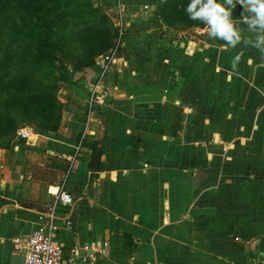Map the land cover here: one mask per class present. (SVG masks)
Returning <instances> with one entry per match:
<instances>
[{
  "label": "crops",
  "instance_id": "crops-1",
  "mask_svg": "<svg viewBox=\"0 0 264 264\" xmlns=\"http://www.w3.org/2000/svg\"><path fill=\"white\" fill-rule=\"evenodd\" d=\"M117 4L123 45L102 104L88 103L93 65L61 91L57 131L0 149V264H23L50 225L63 264L93 250L99 264H264V54L243 42L256 33L242 6L231 48L159 0Z\"/></svg>",
  "mask_w": 264,
  "mask_h": 264
},
{
  "label": "trees",
  "instance_id": "trees-1",
  "mask_svg": "<svg viewBox=\"0 0 264 264\" xmlns=\"http://www.w3.org/2000/svg\"><path fill=\"white\" fill-rule=\"evenodd\" d=\"M167 1L174 19L183 16L189 19L187 12H181L182 8L174 10V5L179 6L177 3L181 2ZM159 2L161 7L165 6L164 1ZM66 5L65 0H0L1 14L9 7L14 14L21 16L20 24L10 20L9 37L12 41L9 46L2 50L0 42V109H4L0 111V141H2L0 149H9L12 140L17 136L15 134L19 123L15 117L10 116L11 111L40 118L37 125L41 132H55L60 126L61 105L51 93L34 92L40 87L36 71L53 66L61 50L60 42L56 41L55 34L56 28L61 29L66 25V16L63 15V13L66 14ZM167 18L172 19L168 15ZM190 23L206 25L200 20L190 19ZM87 32L89 35L86 34ZM106 36L104 38V32H98L94 27L80 34L79 40L85 57L83 62L85 66L91 67L94 65L93 58L105 53L110 43L108 34ZM23 38L27 39L26 49L21 53L13 50V44H20ZM27 65L32 68L29 70ZM19 68L21 72L12 76V73ZM23 70L27 71L22 74ZM8 77L10 80L6 81ZM94 157L96 160L99 159V152L96 150L93 153V159Z\"/></svg>",
  "mask_w": 264,
  "mask_h": 264
},
{
  "label": "rangeland",
  "instance_id": "rangeland-1",
  "mask_svg": "<svg viewBox=\"0 0 264 264\" xmlns=\"http://www.w3.org/2000/svg\"><path fill=\"white\" fill-rule=\"evenodd\" d=\"M103 1L105 0H65L67 4L65 7L66 14L63 13V15L66 16V25L61 29L56 28L55 34L56 41L60 42L61 50L57 54L53 66L43 67L41 71H36V78L40 83V87L34 93H51L61 105L62 113L63 104L59 99V97H63L61 91L72 85V79L76 73H84L93 67V65L91 67H87L83 64L85 57L80 45V34L88 31L92 27H94L98 32L103 31L104 38L107 37L106 35L108 34L110 43L107 45L108 48L106 51L113 47L118 38L119 28L118 22L116 20L119 18V16L117 11L114 12L110 10V7L111 5L116 7L119 0H112V3H108L106 6ZM161 1L165 2L164 8L165 11H167L169 8L168 1ZM178 1L181 2L177 3L179 6L182 4L184 5L183 7L180 6V8H182L181 12H186V8L191 3V0ZM188 1L190 2L189 4L186 3ZM204 2L206 3L207 0H204ZM179 6L174 5V9H177ZM9 15L11 17L8 18ZM169 16L175 21L172 13H170ZM11 19L14 20L15 23L20 24L21 16L20 14H14L12 9L9 7L8 10H6L3 14L0 13V42L2 50L9 46L10 42L12 41V39L9 37V26L11 25ZM178 20H181V22L184 21L187 24L190 23V19L184 16L182 18L179 17ZM173 23L177 25L175 22ZM86 34L89 35V32ZM21 41L22 42L20 44H13V50H17L19 53L26 49L25 44L27 43V39L23 38ZM98 56L99 55H96L93 58V61ZM27 68L30 70L32 67L27 65ZM26 71L27 70H23L22 74ZM20 72L21 70L19 68L17 71L12 73V76H15ZM8 80H10V77L6 79V81ZM3 97L4 96H2V98ZM0 111H4V109L1 108ZM10 116L13 118L15 117L19 123L15 136L22 128H30L34 131L41 132L37 125V121H39L40 118L30 115H21L20 113L13 111L10 112Z\"/></svg>",
  "mask_w": 264,
  "mask_h": 264
},
{
  "label": "clouds",
  "instance_id": "clouds-1",
  "mask_svg": "<svg viewBox=\"0 0 264 264\" xmlns=\"http://www.w3.org/2000/svg\"><path fill=\"white\" fill-rule=\"evenodd\" d=\"M237 3L243 8L241 12L243 22L248 26L249 31L256 33L254 41L244 39L243 42L251 44L264 54V0H207L206 3L204 0H191L186 12L189 19L200 20L209 26L210 37L219 38L226 42L227 46L236 48L242 41V36L239 34L241 31L232 20V13ZM228 5L231 7L229 8ZM244 13H255V16ZM238 59L239 57L236 58Z\"/></svg>",
  "mask_w": 264,
  "mask_h": 264
},
{
  "label": "built area",
  "instance_id": "built-area-1",
  "mask_svg": "<svg viewBox=\"0 0 264 264\" xmlns=\"http://www.w3.org/2000/svg\"><path fill=\"white\" fill-rule=\"evenodd\" d=\"M119 32L118 38L108 51L99 55L94 60V68L97 72V77L95 78L97 84L95 90L90 94L88 103L93 108L102 104L101 97L97 93L98 86L102 82L104 74L115 65L119 59V55L122 49V36L123 30L121 25H118ZM30 128H22L18 134L17 138L27 139L31 134ZM57 202L61 206H68L71 203V196L66 192H59L56 196ZM70 229V227H69ZM24 264H63L64 255L61 244L56 237V231L53 225H50V230L48 233L43 230H38L33 232L24 247ZM92 251V249H91ZM69 264H75L74 258L68 260ZM82 264H99L98 256L93 250L88 256L81 259Z\"/></svg>",
  "mask_w": 264,
  "mask_h": 264
},
{
  "label": "water",
  "instance_id": "water-1",
  "mask_svg": "<svg viewBox=\"0 0 264 264\" xmlns=\"http://www.w3.org/2000/svg\"><path fill=\"white\" fill-rule=\"evenodd\" d=\"M83 73H76L75 75H74V78H73V82H77V81H79L80 79H82L83 78ZM24 254H25V250L23 251V252H21V258L23 259L22 261L24 262ZM21 260H20V263L22 262ZM24 264V263H23Z\"/></svg>",
  "mask_w": 264,
  "mask_h": 264
}]
</instances>
